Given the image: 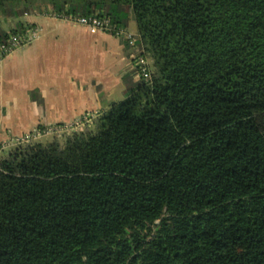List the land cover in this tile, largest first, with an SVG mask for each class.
I'll return each mask as SVG.
<instances>
[{
    "label": "trees",
    "instance_id": "1",
    "mask_svg": "<svg viewBox=\"0 0 264 264\" xmlns=\"http://www.w3.org/2000/svg\"><path fill=\"white\" fill-rule=\"evenodd\" d=\"M31 13L134 19L153 78L0 158V264H264V0H0V44Z\"/></svg>",
    "mask_w": 264,
    "mask_h": 264
},
{
    "label": "crops",
    "instance_id": "2",
    "mask_svg": "<svg viewBox=\"0 0 264 264\" xmlns=\"http://www.w3.org/2000/svg\"><path fill=\"white\" fill-rule=\"evenodd\" d=\"M40 16L46 15L24 19L43 23L40 38L0 63V145L43 125L107 111L139 80L132 64L139 52L124 37Z\"/></svg>",
    "mask_w": 264,
    "mask_h": 264
},
{
    "label": "built area",
    "instance_id": "3",
    "mask_svg": "<svg viewBox=\"0 0 264 264\" xmlns=\"http://www.w3.org/2000/svg\"><path fill=\"white\" fill-rule=\"evenodd\" d=\"M50 17L59 20L70 21L75 24L88 27L92 32H117L118 36L126 38L129 43L137 47V37L128 28H118L114 20L107 15H90L83 16L79 14H65V13H55L50 14ZM40 34V29L36 26H31L24 34H13L9 40L5 43L0 44V63L4 62L8 57L17 53L19 50L30 45ZM136 64L140 69L138 74L140 78L146 81H150L153 78L152 72V61L142 54H136L134 57ZM98 114H86L80 118H77L71 122H66L62 124H54L46 127H38L33 132L29 134H24L20 137H15L8 140L0 145V158L3 157L1 154L2 150L11 152L16 147L21 144L33 142L32 140H37L47 134L61 135L63 132H70L74 129H81L86 123L91 119L97 117ZM7 153V154H8Z\"/></svg>",
    "mask_w": 264,
    "mask_h": 264
},
{
    "label": "rangeland",
    "instance_id": "4",
    "mask_svg": "<svg viewBox=\"0 0 264 264\" xmlns=\"http://www.w3.org/2000/svg\"><path fill=\"white\" fill-rule=\"evenodd\" d=\"M39 14H36V13H31V14H26V16L25 17H23V20L24 19H27V18H29V16H31V17H37ZM40 17H46L45 19H47V16H40ZM50 17V16H49ZM19 23H20V18H9V19H5V18H3V17H0V31L2 30V31H8V32H11L13 29H16L17 27H18V25H19ZM36 25H37V27L39 28H41V30H43V23L42 24H40V23H36L34 26L36 27ZM130 31L132 32V33H134V34H137V32H138V25H137V23H136V21L134 20V19H132L131 20V22H130ZM103 36H105V35H103ZM38 38V37H37ZM36 38V39H37ZM40 38V37H39ZM38 38V39H39ZM37 39V40H38ZM103 39H100V41H102ZM34 42V41H33ZM25 48V47H24ZM20 51V50H19ZM88 54H92V53H88ZM14 55V54H13ZM12 55V56H13ZM101 55V54H100ZM11 57V56H10ZM85 57H86V55H85ZM87 58V57H86ZM85 59V58H84ZM126 99V98H125ZM8 115V114H7ZM99 115V114H98ZM98 115H97V117H98ZM97 117H95V118H97ZM95 118H93V119H91L88 123H86L83 127H82V129H85V130H95V128H96V124H95ZM79 129H74L73 131H70V132H75V131H78ZM32 132V131H31ZM70 132H63L62 134H61V136H64L66 133H70ZM30 132H28V134H29ZM54 136H56V135H52V134H47V135H45V136H43V137H41V138H39V139H37V140H32L33 142H46V143H48V142H50V141H52V140H54ZM57 136H59V135H57ZM62 140H64V139H62ZM8 153V151H5V149L4 150H2V152H1V154L3 155V156H5L6 154Z\"/></svg>",
    "mask_w": 264,
    "mask_h": 264
}]
</instances>
